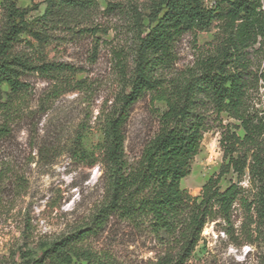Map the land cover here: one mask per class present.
<instances>
[{"label":"trees","instance_id":"16d2710c","mask_svg":"<svg viewBox=\"0 0 264 264\" xmlns=\"http://www.w3.org/2000/svg\"><path fill=\"white\" fill-rule=\"evenodd\" d=\"M65 1L46 0L42 16L52 15ZM148 2L149 25L138 33L131 68L122 75L123 88L104 114L97 155L94 150L85 154L78 141L73 145L76 156L91 159L90 165L99 163L103 199L87 223L52 241L27 264H127L109 247L92 245L113 227L115 241L149 238L158 251L156 264H184L208 222L219 218L230 225L232 205L241 188L231 183L221 190L220 178L230 171L240 178L246 168L258 187L256 214L264 226V108L252 97L258 81L264 83V73L253 72L248 57L254 45L258 50L264 46V0ZM6 16L0 31V111L8 117L19 109L17 99L26 89L21 75L26 71L60 79L63 73L74 74L79 69L16 53L21 32L43 38L11 1ZM213 22L220 32L216 45L200 54L192 66L174 71L178 39L187 32L207 30ZM145 96L164 108H154L156 128L130 158L125 128L132 105ZM223 114L236 123L223 124ZM6 123L0 125V139L8 133ZM212 126L220 129L224 163L218 175L209 178L194 196L180 187V180L189 173L203 135ZM237 129L243 131L242 136Z\"/></svg>","mask_w":264,"mask_h":264},{"label":"rangeland","instance_id":"374dc122","mask_svg":"<svg viewBox=\"0 0 264 264\" xmlns=\"http://www.w3.org/2000/svg\"><path fill=\"white\" fill-rule=\"evenodd\" d=\"M8 1L24 11L25 21L43 38L21 32L16 53L79 69L60 79L26 71L21 75L26 89L17 99L18 111L8 117L0 111V125L7 121L8 128L0 139V264H27L52 241L87 223L103 199L99 163L90 165L91 159L76 156L73 145L78 141L89 155L102 141L104 114L123 88V72L131 68L137 36L147 29L150 10L148 0H67L44 18L46 0H0V31L7 22ZM219 33L217 22L207 30L184 33L175 44L173 70L192 66L216 45ZM257 48L249 51L251 70L264 73V46ZM256 86L253 100L264 108L261 79ZM1 87L10 94L5 84ZM154 108L164 106L152 104L149 96L131 107L125 128L130 158L156 128ZM222 117L223 124L236 123ZM236 131L243 135L241 129ZM219 140L220 129L212 126L203 135L189 173L180 180V187L191 195H199L203 184L218 175L224 163ZM231 183L241 192L232 205L230 225L219 218L208 222L184 264H264V226L256 214L258 187L247 168L240 178L231 171L224 174L219 188ZM112 229L92 245L109 247L127 264H156L158 251L149 238L115 241Z\"/></svg>","mask_w":264,"mask_h":264},{"label":"built area","instance_id":"2783aa9c","mask_svg":"<svg viewBox=\"0 0 264 264\" xmlns=\"http://www.w3.org/2000/svg\"><path fill=\"white\" fill-rule=\"evenodd\" d=\"M261 8L264 9V3L262 4V7Z\"/></svg>","mask_w":264,"mask_h":264}]
</instances>
